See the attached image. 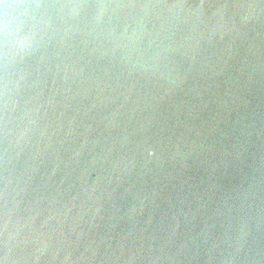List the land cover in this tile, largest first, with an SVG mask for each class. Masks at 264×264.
Listing matches in <instances>:
<instances>
[{
  "label": "water",
  "instance_id": "water-1",
  "mask_svg": "<svg viewBox=\"0 0 264 264\" xmlns=\"http://www.w3.org/2000/svg\"><path fill=\"white\" fill-rule=\"evenodd\" d=\"M0 264H264V0H0Z\"/></svg>",
  "mask_w": 264,
  "mask_h": 264
}]
</instances>
